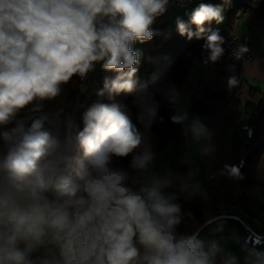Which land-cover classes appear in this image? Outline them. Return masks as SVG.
<instances>
[{
  "label": "clouds",
  "instance_id": "clouds-1",
  "mask_svg": "<svg viewBox=\"0 0 264 264\" xmlns=\"http://www.w3.org/2000/svg\"><path fill=\"white\" fill-rule=\"evenodd\" d=\"M168 4L0 0V264H239L219 244L205 248L198 233L178 230L191 213L182 214L176 194L165 191L173 181L149 170L154 153L120 105L93 104L82 129L71 116L37 115L73 76L83 79L102 62L115 75L97 94L136 93L139 119L150 124L155 93L138 87L141 53L134 45L159 34L152 25ZM222 13L219 5L200 3L187 22L176 19L180 36L204 41L205 64L224 54V37L207 27L222 23ZM248 51L240 45L233 56ZM236 83L228 79L230 87ZM168 94L176 103V90ZM186 120L187 113L173 117ZM185 131L197 141L211 136L198 119ZM129 157L131 171L113 167ZM225 170L242 178L237 165ZM255 256L251 264H264V253Z\"/></svg>",
  "mask_w": 264,
  "mask_h": 264
},
{
  "label": "trees",
  "instance_id": "trees-1",
  "mask_svg": "<svg viewBox=\"0 0 264 264\" xmlns=\"http://www.w3.org/2000/svg\"><path fill=\"white\" fill-rule=\"evenodd\" d=\"M251 0H204L202 2L191 4L186 10L184 21L189 20L191 11L200 3L219 5L223 9V22L216 23L213 21L210 27L218 29L221 36H226L233 31L236 15ZM264 23V0H259L251 10L247 17V26L256 27ZM158 31V35L143 44L144 48L140 55L138 64L137 78L139 86H145L150 92L155 93V101L157 103L156 115L148 124V118L145 117L142 123L139 117L142 115V109L137 102L136 93L115 96L110 99L107 94L99 96L97 93L103 88L105 77H113L115 73L105 72L102 69V62L98 64L96 70L89 77L83 87L78 90V95L73 106L76 89L71 92L70 96L63 104L43 103L42 113L49 114V118L53 119L58 114L61 121L67 120L71 116L76 124L83 128V114L95 103L118 104L122 110L130 117L132 122L137 125L145 139L150 135L157 141L155 150L158 151L163 144L168 141L176 142L182 127L186 128L193 120H200L202 117L209 116L212 106L217 103L228 104L233 102L237 107H242V115L236 114L229 120L231 128V145L230 152L232 155L231 165L240 167L242 178L232 176V182L241 190L238 196H219L208 200L198 198L191 205H181L182 199L189 191V185L175 186L176 201L181 207H188L191 216L186 215L183 227L192 225L191 232L200 227L199 239L204 242L205 248L211 246L212 240L231 230L232 227L237 229L240 242L246 247L258 250L260 244L254 242L255 234L245 226L241 217L243 213H249L246 194L254 185H261L264 188V180L258 181L256 171L258 163L264 153V141L261 138L262 123L264 118V98H261L257 104L246 102L241 104L240 101L233 97L228 98L226 90L209 87L208 84L200 82L199 92L191 95L185 113L187 120L181 124L173 121L172 113L176 107V103L169 101L168 90L177 89L186 81L194 72L198 65H204L209 53L204 50L202 39L188 40L187 37L180 36L175 27H169L168 23L157 24L152 26ZM264 28V26H262ZM195 27L193 26V31ZM252 33V32H251ZM210 63V62H208ZM207 63V64H208ZM221 62L217 63L220 64ZM206 65V64H205ZM216 66V65H215ZM77 82L78 76H73ZM160 89V91H156ZM253 94V91H251ZM73 96V99H72ZM26 112V110H25ZM22 112L20 115L24 116ZM146 124L148 125L146 127ZM249 132L251 134H249ZM0 141V146H2ZM131 157L123 160H114L113 167H120L131 171L129 168ZM183 175L186 173V163H182ZM221 219L227 220L224 228L216 231L213 239L209 242L214 229L205 237H201L200 233L208 226L214 225ZM190 232V233H191Z\"/></svg>",
  "mask_w": 264,
  "mask_h": 264
},
{
  "label": "crops",
  "instance_id": "crops-1",
  "mask_svg": "<svg viewBox=\"0 0 264 264\" xmlns=\"http://www.w3.org/2000/svg\"><path fill=\"white\" fill-rule=\"evenodd\" d=\"M236 17L237 18H235L234 21L233 31L240 33H257L254 35V40L251 45V51L257 56V58L254 61L238 64H232L225 60L220 61L221 63L216 65V67L212 69L213 71L201 78V80L198 82V86L200 82H203L208 84L209 87L226 90L228 98L233 97L234 99L240 101L241 104H245L246 102L257 104L261 98H264V64L258 58L262 52L264 44V28L262 27L264 26V23L249 29L247 26V17H245V15H238ZM200 66L202 65H198V67ZM196 69L192 73V76ZM213 74L215 75L213 76ZM230 77H235L237 80V83L230 87L234 88V92L231 95H229L227 91L229 90V87L226 89L219 88L220 81L222 79L228 80ZM247 77L250 78L251 85H244L243 82ZM251 91H253V94ZM240 94L242 98H240ZM242 113V107H237L233 102L228 104L217 103L212 106L209 116H205L200 119V122L203 123L207 130L211 133L210 138H202L201 140L197 141L192 137L190 132H186L184 138L180 139L179 133L178 141L180 139L179 144H181L179 146L180 148L178 147V151H181L182 148L184 149V146H186L185 143H187V151L184 152L183 150V152H181L182 156L187 158V162H185V180H182L181 183L178 182L177 179L173 180V178L167 176L162 171V168L158 165V161H160L159 158H161L162 155L155 150L157 141H154V137L152 135L146 138L147 144L150 145L151 150L154 153V160L149 166V170L161 177H169L173 181V186L165 189V191L167 193H174L176 190V188L174 189L175 186L182 187L185 184L189 185L190 189L182 199V206L186 204L191 205L200 197L202 200H208L219 196L240 195L241 190L232 182L230 174L225 170V165L231 166L232 161V155L230 152L231 128L229 126V120L236 114L242 115ZM261 123L263 126L261 138L264 141V118H262ZM206 148H211L212 151H205ZM262 156H264V153ZM263 163L264 160L260 159L256 171V178L258 181L264 180V172L260 177L257 176V173H259V168ZM259 186L262 189V193L264 195V188L261 185ZM261 208L264 211V205H262ZM241 219L243 222L245 221L243 215ZM245 226L247 225L245 224ZM191 229V224H189L184 229L182 223L178 230L181 232L190 233ZM211 230V226L206 227L204 230H202L200 236L205 237L210 233ZM199 231L200 227L196 228L193 232L198 233ZM215 233L216 230L211 234L208 240L209 242L213 239ZM259 236L264 238V234ZM213 242L219 244L225 253H234L238 258L239 264H245L246 256H250L251 264V261L256 259L255 253L259 252V250H255V248L252 249V253L244 251L242 246L245 245L240 242L237 229L234 227H232L228 232L220 235L218 238L213 239L212 243Z\"/></svg>",
  "mask_w": 264,
  "mask_h": 264
},
{
  "label": "rangeland",
  "instance_id": "rangeland-1",
  "mask_svg": "<svg viewBox=\"0 0 264 264\" xmlns=\"http://www.w3.org/2000/svg\"><path fill=\"white\" fill-rule=\"evenodd\" d=\"M258 1L259 0H251L236 15H245V17H248V14L251 10V6L256 5L258 3ZM185 15H186V12L177 11L174 8L168 7L165 14L156 18L155 23L152 26H155L157 24H162V23H168L169 27H175L176 28L177 17L184 20ZM256 34L257 33L254 32V35H256ZM134 48L137 50H140V52H142L144 46H143V44L137 43L136 45H134ZM203 66H205V64L200 66V67H203ZM215 67L216 66H214L212 69H214ZM197 69H196V71H197ZM196 71H195V73H196ZM211 71H213V70H211ZM195 73L193 74V76L191 74L188 78V81H186V82H191L194 78ZM214 75L215 74H213V76ZM250 81H251L250 78L247 77V78H245V81L243 83H244V85L245 84L251 85ZM228 87H229V90H227L228 94L229 95L233 94L234 88H230V86L228 85V80L222 79L220 81V87L219 88L226 89ZM76 88H77V83L75 82V79L72 78L69 83H67L65 86L62 87V91L57 98H55L54 100H51V101H44L43 103L63 104L67 100V98L70 96L71 92H73ZM243 88H244V86H243ZM240 98H242L241 94H240ZM72 99H73V96H72ZM190 99H191V96L188 94L177 96L176 107L172 113V118L178 113H185L186 108L188 106V102L190 101ZM24 115H27V111L24 113ZM57 115L58 114H55L53 119ZM59 119L61 121L60 117H59ZM185 133H186L185 128L182 127L180 135H179L180 139L184 138ZM180 139H179V141H180ZM179 141H178V138H177L176 142L168 141L165 144H163L157 152H159L162 155L161 158H159L160 161H158V165H159V167L162 168V171L167 176L173 178V180L177 179L178 182L181 183L182 180L183 181L185 180V177L183 175V168H182L181 164L184 162H187V158L185 156H182L181 152H183V150H184V152L187 151V143H185L186 146H184V149L182 148L181 151L180 150L178 151V149L180 148L179 146L181 144V143L179 144ZM182 146H183V144H182ZM263 172H264V163L259 168V173H257V176L260 177L263 174ZM247 204H248V208H249V213H243L242 214L243 217L245 218L244 224H246L255 234L254 242H258L260 244V247L258 248L259 252L264 253V238L262 236L261 237L259 236V235L264 234V211L261 208V206L264 205V195H263L262 189L260 188L259 185H254L250 189L249 193H247ZM226 223H227V220L221 219L220 221H217L214 225H212L211 229H214V231L215 230L217 231L221 228H224ZM208 231H209V229H208ZM206 234H207V232H206ZM242 249L244 251H247L248 253H252L253 248L242 246Z\"/></svg>",
  "mask_w": 264,
  "mask_h": 264
},
{
  "label": "built area",
  "instance_id": "built-area-1",
  "mask_svg": "<svg viewBox=\"0 0 264 264\" xmlns=\"http://www.w3.org/2000/svg\"><path fill=\"white\" fill-rule=\"evenodd\" d=\"M194 4V0H169V4L167 6L174 8L177 11H183L185 12L186 10L189 9L190 5ZM225 43L223 44L224 48V54L223 56L216 62V63H208L203 67H199L194 75V78L191 82H185L183 83L178 89L177 93L178 95H184V94H189V95H194L199 92V86L198 82L201 80V78L210 73L212 68L217 65L220 61H228L229 63L232 64H238V63H244V62H250L254 61L257 56L251 51V45L254 40V33L251 32H246V33H240L237 31H232L226 36H224ZM240 45H246L249 51L245 54H243L242 58L237 60L233 56V52L237 50L238 46ZM260 61L264 64V44H263V49L261 54L258 56ZM99 63H96L95 68L93 71L89 72L86 77L81 79L79 76L77 78V88H76V94L74 96L73 100V106L75 107V100L78 95V85H85L86 82L88 81L89 77L92 75V73L96 70L98 67ZM66 85V84H65ZM63 85V86H65ZM62 86V87H63ZM182 209V214H187L188 212V207H181ZM185 216L183 217V220L185 219Z\"/></svg>",
  "mask_w": 264,
  "mask_h": 264
},
{
  "label": "bare ground",
  "instance_id": "bare-ground-1",
  "mask_svg": "<svg viewBox=\"0 0 264 264\" xmlns=\"http://www.w3.org/2000/svg\"><path fill=\"white\" fill-rule=\"evenodd\" d=\"M204 0H194V3L202 2ZM83 87V85H78V90H80Z\"/></svg>",
  "mask_w": 264,
  "mask_h": 264
}]
</instances>
